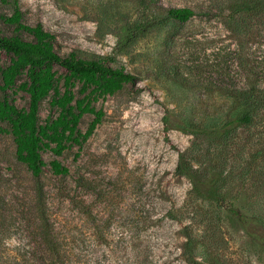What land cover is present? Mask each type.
<instances>
[{"label":"rangeland","instance_id":"rangeland-1","mask_svg":"<svg viewBox=\"0 0 264 264\" xmlns=\"http://www.w3.org/2000/svg\"><path fill=\"white\" fill-rule=\"evenodd\" d=\"M234 1L0 0L1 34L31 38L7 20L19 10L21 22L41 23L55 34L60 54L100 59L137 79L113 94H90L102 117L80 143L60 153L54 143L40 149L41 196L14 158L10 134H0V264L48 260L39 208L68 264H264V242L224 206L198 196L190 178L176 170L181 155L184 168L206 182L204 191L216 179L219 198L264 224V116L221 129L234 104L223 88L246 85L253 63L264 64V20H251L250 32L241 33L248 29L238 30L226 17ZM184 5L197 10L188 21L168 20L119 44L127 26ZM1 58L9 61L5 53ZM54 69L62 90L64 70ZM79 89L76 81V97L84 95ZM53 94L40 102L41 124L59 112ZM9 96L27 107L25 90L14 87ZM165 115L168 126L201 129L167 128ZM93 118L92 112L82 115L81 132ZM52 159L69 172L54 174Z\"/></svg>","mask_w":264,"mask_h":264},{"label":"trees","instance_id":"trees-1","mask_svg":"<svg viewBox=\"0 0 264 264\" xmlns=\"http://www.w3.org/2000/svg\"><path fill=\"white\" fill-rule=\"evenodd\" d=\"M147 5L145 4L144 8H147ZM227 9L226 17L237 25L238 30L248 29L241 33L250 32L251 20H264V0H235ZM196 13L195 8L187 5L165 7L163 16L146 18L127 26L119 44L123 43L121 47H124L151 27L168 20L186 22ZM7 20L17 23V26L26 31L31 38L22 37L20 34L0 33V134H10L14 143V158L24 164L31 173L35 182V192L41 196L43 186L40 178L45 162L40 149L54 143L52 150L60 153L73 143H80L102 117V111L90 105V94L95 93V96L113 94L127 83L135 84L137 79L134 73L125 68L114 67L100 59L81 57L74 52L60 54L55 48V34L46 30L41 23L29 25L21 22L19 10H15ZM2 53L9 56L7 63H2ZM54 64H58L64 70V74L60 76L63 79L62 90L57 84L59 78L56 76ZM253 65L254 69L247 74L249 78L246 85L224 87L222 90L234 100L229 118L221 125V129L225 131L229 130L227 126L231 123L251 124L258 116H264V64L261 67L254 63ZM23 74L24 80L17 84ZM258 79L263 82L259 83ZM76 81L80 82L79 93H84L82 97L75 96L73 86ZM14 87L28 93L27 107H18L11 100L9 90ZM51 91H54L51 103L59 107V112L55 118L41 124L38 121L39 105ZM85 112L94 113V118L88 129L81 132L78 123ZM163 119L167 128L176 127L192 132L201 129L186 128L182 122L168 126V116L165 115ZM50 168L54 174L65 175L69 172L58 159L50 161ZM176 170L190 178L198 196L213 199L219 206H224L243 223L252 237L264 242V224L258 223L253 215L241 211L231 202L219 198L217 193L215 194L216 179L207 182L209 188L204 191L202 185H206V182L184 168L181 155ZM38 211L40 218L38 233L47 244L44 248L48 255L45 264H68L64 248H59L54 242L56 234L45 208H39ZM39 249L41 248L37 251H43Z\"/></svg>","mask_w":264,"mask_h":264}]
</instances>
